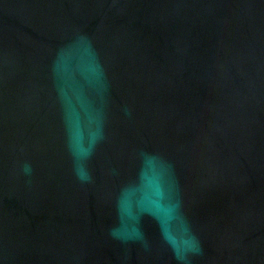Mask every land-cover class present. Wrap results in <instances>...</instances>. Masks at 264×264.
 Here are the masks:
<instances>
[{
  "label": "water",
  "instance_id": "obj_1",
  "mask_svg": "<svg viewBox=\"0 0 264 264\" xmlns=\"http://www.w3.org/2000/svg\"><path fill=\"white\" fill-rule=\"evenodd\" d=\"M0 264H264V0H0Z\"/></svg>",
  "mask_w": 264,
  "mask_h": 264
}]
</instances>
